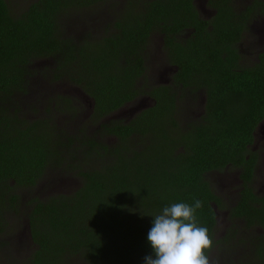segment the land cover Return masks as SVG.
<instances>
[{
  "label": "trees",
  "instance_id": "obj_1",
  "mask_svg": "<svg viewBox=\"0 0 264 264\" xmlns=\"http://www.w3.org/2000/svg\"><path fill=\"white\" fill-rule=\"evenodd\" d=\"M6 1L0 0V264H145L146 256L154 258L147 241L153 218L165 206L196 200L202 203L197 222L212 239L210 260L222 241L214 236V207L225 205L207 175L239 169L243 198L236 206L244 213L246 200L254 199L246 158L264 123V51L258 63L242 67L238 53L220 50L222 38L204 27L177 42L181 29L194 27L188 21L200 24L192 0H144L138 13L130 5L141 0H123L124 13L77 37L67 35L69 22H82L112 0H33L19 13ZM231 32L237 42L240 29ZM154 36L177 68L173 86L159 95L140 84ZM42 82L90 100L77 134L63 130L80 114L72 94L51 97L46 114L58 110L56 116L23 118L16 99ZM199 94L202 114L185 121L187 96L198 106ZM143 96L154 104L127 123L112 118ZM50 171L78 186L24 202L20 191L32 193ZM8 215L27 225L22 261L5 254L3 237L19 236Z\"/></svg>",
  "mask_w": 264,
  "mask_h": 264
},
{
  "label": "flooded vegetation",
  "instance_id": "obj_2",
  "mask_svg": "<svg viewBox=\"0 0 264 264\" xmlns=\"http://www.w3.org/2000/svg\"><path fill=\"white\" fill-rule=\"evenodd\" d=\"M191 8V10H194L196 13L200 24L194 21L191 22V20L188 21L192 23L194 27L181 29V33L176 36L178 39L177 42L188 40L191 35L195 34L196 29H203L204 27L206 33L211 32L215 38H222V43L219 44L220 50H223L224 53H228L226 49L227 46L238 53L241 57V61H239L240 66L251 67L258 63V56L264 51V0H192ZM236 28L240 29L237 42L234 41L236 38L234 36L235 33L231 32L235 31ZM229 40L232 41L229 42ZM162 45L163 43L160 41L158 49L165 57V63L167 65V68H165L170 72L168 78L164 83L156 81L152 83L154 84L152 86L149 84L145 85L151 88L152 91H155L156 95L161 93L162 87L167 88L173 86L172 77L177 70L176 67L171 66L168 62L166 52L162 50ZM174 50L175 48H172V50L171 47L168 48V51L174 52ZM243 56L244 60L242 59ZM250 59L253 60L250 62ZM142 98L148 102L146 107L135 113L128 112V116L125 118L126 120L123 121L124 123L130 121L141 110L154 104L153 99L146 96ZM199 98V110L202 112L205 98L203 94L196 97V99ZM194 99V96H192L191 100L194 101ZM135 101H138V99ZM261 126H258L254 134V142L248 147L249 154L246 158L252 161L251 177L246 182V186L249 188L254 198L253 200H246V212L242 213V208L236 206L239 200L243 198L241 192L243 182L240 179L239 169L227 167L223 170L236 171L234 176L240 188L235 192L236 196L233 199L234 203L221 198L215 191L217 197H219L222 204L225 205L222 207H214L216 220L215 230L221 222H225L226 224V228L222 231L223 234L219 238L215 237L216 240H222L215 248V253L219 256L221 253V258L224 259V254H227L224 246L229 244L230 258L234 260V264H264V185H262L263 189H256V179L258 178L264 181V127L262 128ZM12 186H14L13 183ZM15 192L16 191H13V193ZM250 231L253 234L255 232L251 240L248 239V233ZM240 245L241 248L238 250L237 248Z\"/></svg>",
  "mask_w": 264,
  "mask_h": 264
},
{
  "label": "rangeland",
  "instance_id": "obj_3",
  "mask_svg": "<svg viewBox=\"0 0 264 264\" xmlns=\"http://www.w3.org/2000/svg\"><path fill=\"white\" fill-rule=\"evenodd\" d=\"M6 1V0H5ZM33 0H8L7 4H10V7L13 9L14 12H21V10L29 5ZM113 1V2H112ZM112 1H107L101 4L98 8H96V11L94 14L90 15V17H83V21H70L67 30V35L71 37H77L80 34H84L87 32L92 31V29L97 30L98 28L100 29L102 25L104 24L105 21H109L112 16L117 14L120 10L123 11L124 9L123 5L124 2L122 0H112ZM144 0L141 1H136L133 2L130 5V11L133 13H138L140 10V7ZM239 5V4H238ZM123 8V9H122ZM121 11V12H122ZM72 15H75L76 12H71ZM79 20V19H78ZM81 36V35H80ZM160 39L157 36H154L151 39V42L149 46L147 47L146 51V73H145V78L144 80L140 81V84H149V85H154L152 83L159 81L160 83H164L169 75V70L166 69L167 65L165 63V57L162 55V52L159 51L158 45H159ZM244 60V56L242 58ZM253 59H250L249 61L251 62ZM113 67L118 68L119 66L114 65ZM166 67V68H165ZM166 70V72H165ZM48 83L45 84V82H42L40 84V88L34 89L35 93H32L31 95H28L27 97H22V98H17L16 102L17 105L20 107L23 115H25L23 118L27 121L33 120L36 118H47L50 114H54L55 116L58 114V110H53L49 114H46V109L48 108L47 105H51V97L54 96L56 97L57 95H70L74 98H77V102L80 103V106L78 107V111L76 113H80L78 117L68 120V125L63 129L65 131L66 135L73 136L77 134V129L78 126H81L82 124L84 125V122L86 121L84 117L88 118L89 114V108H90V100L83 99V97L75 94V92L71 91L72 89H67V90H61L59 87H52V86H47ZM33 86V84H32ZM74 94V95H73ZM201 94L198 95V97ZM71 96V97H72ZM190 95L187 96L185 100V105L183 107L184 115H185V121L188 120V116L191 118L198 117L199 115L202 114L199 110V105L196 106L194 105L195 102L191 100ZM144 104H148V102L142 98L138 100L137 102L128 105L127 107L123 108L122 110L118 111L115 113L112 118L113 119H118L121 121H125L126 117L128 116V112L136 106L139 102H143ZM200 103V99L198 101ZM202 103V101H201ZM200 112V114H199ZM189 115H186V114ZM66 114H60L58 115L59 117H63ZM187 116V117H186ZM59 126H64L61 123ZM92 129L88 128L86 133H91ZM106 142L109 145H113L115 140H106ZM235 170H227V171H220L219 173H213L208 176V179L214 184L215 186V191L217 194L225 199L226 201H230L231 203H234V198H235V192L239 190L240 186L239 183L235 180ZM234 177V178H233ZM262 185H264V181L261 179H256V189L260 190L263 189ZM78 186V182L74 180V178L69 177L68 175L60 174V176L55 174V171H50L49 174L47 175V178L41 182L39 187L34 190L32 193L28 192L27 190H21V197L23 201L25 202L28 200L29 196L31 195H38L41 198L48 197L49 195L52 194H58V193H69L73 191L76 187ZM224 212V211H223ZM8 218L10 221L14 222L16 225H18V229L16 228V235L18 233V237L16 236L13 238V240L10 238L13 233L9 232L8 236L6 235L3 237V239L6 241V246H5V254L6 255H14L18 260L22 261L26 255L27 251L29 250V236H28V230H27V225L25 222H22L23 219L18 217V219L13 215H8ZM21 220V221H20ZM226 228L225 222H221L218 227H216V230L214 232L215 237L219 238L223 234V229ZM255 234V232H254ZM254 234L250 231L248 233V239L251 240V238L254 236ZM248 243V241H247ZM250 244V243H249ZM248 244V245H249ZM241 248V245L237 248L239 250ZM225 252L227 254H224V259L221 258V253L220 256L217 253H212L211 258H210V264H234V260L230 258V252H229V244H226L224 246ZM236 249V250H237ZM215 252V249L214 251ZM10 253V254H8ZM237 253V252H235Z\"/></svg>",
  "mask_w": 264,
  "mask_h": 264
},
{
  "label": "clouds",
  "instance_id": "obj_4",
  "mask_svg": "<svg viewBox=\"0 0 264 264\" xmlns=\"http://www.w3.org/2000/svg\"><path fill=\"white\" fill-rule=\"evenodd\" d=\"M201 207L199 200L192 206L174 203L153 218L147 241L154 258L146 256L145 264H210L206 253L212 247V239L196 217V210Z\"/></svg>",
  "mask_w": 264,
  "mask_h": 264
},
{
  "label": "water",
  "instance_id": "obj_5",
  "mask_svg": "<svg viewBox=\"0 0 264 264\" xmlns=\"http://www.w3.org/2000/svg\"><path fill=\"white\" fill-rule=\"evenodd\" d=\"M144 107H146V104H144L143 102H139L136 106H134L131 110L130 113H135L136 111L143 109ZM261 126V125H260ZM262 128L264 127V124H262L261 126Z\"/></svg>",
  "mask_w": 264,
  "mask_h": 264
}]
</instances>
